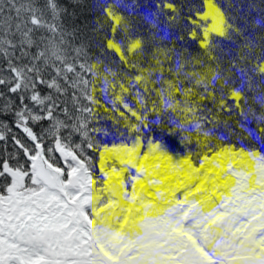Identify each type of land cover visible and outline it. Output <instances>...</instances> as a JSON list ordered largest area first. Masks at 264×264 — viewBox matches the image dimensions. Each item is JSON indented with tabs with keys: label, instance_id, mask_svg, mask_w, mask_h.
<instances>
[{
	"label": "trees",
	"instance_id": "obj_1",
	"mask_svg": "<svg viewBox=\"0 0 264 264\" xmlns=\"http://www.w3.org/2000/svg\"><path fill=\"white\" fill-rule=\"evenodd\" d=\"M207 2L222 25L205 35ZM32 138L93 173L136 138L195 164L223 147L264 159V0H0V195L6 161L30 181Z\"/></svg>",
	"mask_w": 264,
	"mask_h": 264
},
{
	"label": "water",
	"instance_id": "obj_2",
	"mask_svg": "<svg viewBox=\"0 0 264 264\" xmlns=\"http://www.w3.org/2000/svg\"><path fill=\"white\" fill-rule=\"evenodd\" d=\"M208 6L220 14L213 3ZM132 147L122 162L137 176L130 196L116 174L105 182L113 197L106 229L97 225L98 216L85 213L91 205L84 194L96 187L91 179L85 182L86 168L76 155H68L77 166L66 182L78 190L73 198L56 184L58 169L37 156L40 167H32L42 177L53 170L59 196L0 202V209L15 204L0 219V264H264V167L237 165L243 171L236 173V159H219L209 182L193 187L190 174L152 157L137 161L138 146ZM7 163L4 172L23 184L24 174ZM32 201L44 203L42 213L14 207Z\"/></svg>",
	"mask_w": 264,
	"mask_h": 264
},
{
	"label": "rangeland",
	"instance_id": "obj_3",
	"mask_svg": "<svg viewBox=\"0 0 264 264\" xmlns=\"http://www.w3.org/2000/svg\"><path fill=\"white\" fill-rule=\"evenodd\" d=\"M206 13L209 15V23L206 29H204V34L207 35L208 31H217L221 28V18L222 16L219 14L212 13L208 8H206ZM56 144L59 145V141L57 140ZM138 146V157L137 161L144 159L146 157L158 159L159 161L163 160L166 164L178 167L179 170L182 172L190 174V178L193 180V187L197 186L201 183H208L210 170L214 166L219 159L226 158L227 160H234L238 161L237 163L241 165H248L252 167H264V159L261 158L256 154V152H248L246 150H236L235 148H225L223 147L220 151L214 152L213 154H203L201 156V160L199 164H195L187 155L184 153L180 154L177 152H173V150H168L163 141L161 142H152L148 144H142V141H139L138 138L134 139L130 145H109L107 147L99 149V159L97 160V169L93 173L91 172L88 165L83 161V158L80 155L74 154L73 151L69 149L65 150L66 155L72 157L76 155L77 159L80 160L82 165L86 168V173L93 177L92 181H94L97 185V200L93 204H91L90 210L88 211L89 216L94 215L98 216L97 225L104 227V229L108 228L106 225V220L108 218L107 212L110 209V202L112 195H109L108 192L105 190V182L107 179L110 178L112 173L116 174L119 178V181L123 184L124 189H127L131 186V178H134V173L132 170H129L128 167L122 163L124 162V157H126V151L130 148V146ZM35 161V162H34ZM62 165H60L58 169V180L53 181L54 179V172L49 171L47 177H42L36 171L35 168H32V171L29 172L30 181L25 186H32V189L24 190L23 187H19V185L13 181L10 183L8 191L6 194L0 195V202L8 203V201L18 200V198L26 197L28 193L31 194L30 198L32 199H46L50 196L56 195L59 196L58 191L52 185L56 182V184L60 185L65 192L72 194L69 190L71 189L66 185L68 181V173L75 169L76 162H71L70 158L68 157L67 160H61ZM70 162V165L68 163ZM40 167L39 160L35 159L32 164H36ZM36 167V166H35ZM90 176V177H91ZM53 177V179H52ZM46 197V198H45ZM21 200V199H20Z\"/></svg>",
	"mask_w": 264,
	"mask_h": 264
},
{
	"label": "bare ground",
	"instance_id": "obj_4",
	"mask_svg": "<svg viewBox=\"0 0 264 264\" xmlns=\"http://www.w3.org/2000/svg\"><path fill=\"white\" fill-rule=\"evenodd\" d=\"M132 149H135V147H132ZM133 151L134 150H132V152ZM237 162L236 161L234 162V167H233L234 168V171H236V173H241L243 170L238 169V166L237 165H239V164H237ZM235 163H236V165H235ZM85 174H86L85 176L87 177V180H85V182L90 181L91 177L89 175H87L86 172H85ZM82 175H83V172H82ZM83 177H84V175H83ZM135 178H137V176L134 177L133 181L135 180ZM131 189L126 190V193H125V194H127L126 197H129L130 196L129 193H130ZM96 190H97V188H95V190H93V191L86 192L84 194L87 197V200H88L87 203L89 204V206L91 204H93L95 202V200H97V191ZM70 191L72 192V194L69 196V194L66 191L65 192V196L66 197H72L73 198V197H75L76 191H78V190L77 189H70L69 192ZM184 196H185V194L182 192V194L180 196H176V198L178 199L179 202H182L181 200L183 199ZM63 199L64 198H61L60 197L59 199L54 198V199H51V200L54 201V202H58L60 200L63 201ZM45 200H49V198L47 197ZM112 201H113V197L111 198V202L109 204H111ZM41 204H42L41 201H39V202L38 201H32V202H29L28 204H23L22 206H20V204H19L18 206H14V207H15L16 210L18 208H24V206H25V208H29L30 207L31 209H37V210H39V207L42 208ZM13 205H15V204L14 203L13 204H10V205H8V207L2 206V209H4V210L0 209V219H3L2 218L3 213H8V211H9L8 209H10ZM89 210H90V207L87 208V211H89ZM39 213H42L41 210H39V211H32L31 214L37 215ZM85 213H86V211H85ZM44 215H47V214L45 213ZM54 216L56 217V215H54ZM54 216H53V218H55ZM91 219H93V217ZM114 229L116 230L117 227H115ZM97 231H99V230L97 229ZM188 231L191 232L194 236H196L195 232H193L190 228H188ZM97 233H98V236L101 237L102 239L108 237L106 233H104L105 235H103V236L101 234H99V232H97Z\"/></svg>",
	"mask_w": 264,
	"mask_h": 264
},
{
	"label": "flooded vegetation",
	"instance_id": "obj_5",
	"mask_svg": "<svg viewBox=\"0 0 264 264\" xmlns=\"http://www.w3.org/2000/svg\"><path fill=\"white\" fill-rule=\"evenodd\" d=\"M13 88H11V90H12ZM32 140H33V142L35 143V145L37 146L36 148H37V151L34 153V154H32L31 156H30V165L29 166H31V162H33V160H34V156H41L42 158H43V160H45V161H47L48 160V162H49V164H51V165H53L52 163H51V160L48 158V157H46V156H44L43 155V153H42V148H41V146H39V144H38V142H35V139L34 138H32ZM19 146V145H18ZM40 157V158H41ZM41 158V159H42ZM32 168V167H31ZM26 174H27V172H25V176H26ZM25 178V177H24ZM27 179V178H26Z\"/></svg>",
	"mask_w": 264,
	"mask_h": 264
}]
</instances>
